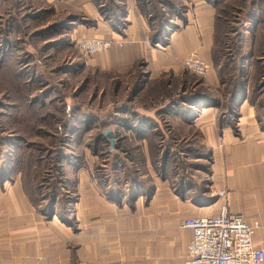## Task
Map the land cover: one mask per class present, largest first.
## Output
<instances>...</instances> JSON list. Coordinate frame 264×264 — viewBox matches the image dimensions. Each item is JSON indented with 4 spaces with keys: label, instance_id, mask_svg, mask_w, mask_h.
<instances>
[{
    "label": "rangeland",
    "instance_id": "1",
    "mask_svg": "<svg viewBox=\"0 0 264 264\" xmlns=\"http://www.w3.org/2000/svg\"><path fill=\"white\" fill-rule=\"evenodd\" d=\"M55 1L0 0V187L20 180L44 212L67 218L76 199L67 171L85 166L90 155L95 167L117 169L133 198L149 195L158 178L191 195L211 184L225 131L237 141L264 136V0H236L205 76L182 62L156 78L144 60L135 73L119 74L95 65L110 48L89 59L79 48L100 23L124 37L127 0H86L64 11ZM191 1H135L149 17V46L168 43L178 26L173 20ZM160 14L165 38L157 29ZM106 129L114 133L113 148Z\"/></svg>",
    "mask_w": 264,
    "mask_h": 264
},
{
    "label": "crops",
    "instance_id": "2",
    "mask_svg": "<svg viewBox=\"0 0 264 264\" xmlns=\"http://www.w3.org/2000/svg\"><path fill=\"white\" fill-rule=\"evenodd\" d=\"M85 1L55 2L57 10L64 11ZM135 1L127 0L130 22L124 37L110 35L103 23L96 27L95 37L113 44L109 52L96 55L95 65L119 74L132 69L135 73L138 60H144L150 77L156 78L161 71L180 70L194 50L213 62L216 9L212 3L192 0L183 18L173 20L178 26L168 43L155 48L147 44L149 17ZM215 76L214 70L210 77L215 80ZM206 126L208 139L217 145L212 125ZM248 127L255 130L253 123ZM252 134L237 141L225 131L221 136L225 148L215 151L211 184L205 185L206 190L191 188V195L158 178L152 181L149 195L133 198L130 185L119 183L120 172L95 167L96 159L90 155L85 166L67 171V186L74 188L76 197L67 218L44 212L45 205L34 201L20 180L5 183L0 187V264H184L192 231L182 228L181 222L217 215L224 205L229 212L244 213L250 222H260L253 242L262 247L264 136ZM221 189L226 190L224 195Z\"/></svg>",
    "mask_w": 264,
    "mask_h": 264
},
{
    "label": "built area",
    "instance_id": "3",
    "mask_svg": "<svg viewBox=\"0 0 264 264\" xmlns=\"http://www.w3.org/2000/svg\"><path fill=\"white\" fill-rule=\"evenodd\" d=\"M112 44L113 41L98 37H83L78 43L87 59L98 52L108 50ZM183 65L199 76H205L212 68V64L195 50L184 58ZM225 193V189L220 190V195ZM180 226L192 231L184 264H263L264 262V245L256 247L253 242V236L260 227V222H250L241 212H229L227 205H224L217 215L191 217L182 221Z\"/></svg>",
    "mask_w": 264,
    "mask_h": 264
},
{
    "label": "trees",
    "instance_id": "4",
    "mask_svg": "<svg viewBox=\"0 0 264 264\" xmlns=\"http://www.w3.org/2000/svg\"><path fill=\"white\" fill-rule=\"evenodd\" d=\"M210 3H212L216 9V27H215V41H214V47H213V51H216V49L219 47L220 48V41H219V36L222 34V36H224V34H228V28H229V16L230 14V10L232 11V8L235 7L236 4H234L236 2V0H208ZM240 3L243 1H239ZM161 16L160 21H159V25H158V30L160 33H162L163 38H165V28H163L165 25L164 23V19H162V14H160ZM223 25H225V28L223 30ZM222 27L221 33L219 35L220 32V28ZM260 42L264 44V39H260ZM264 47V45L262 46V48ZM264 52V51H262ZM258 60H261V57H257ZM27 188V187H26Z\"/></svg>",
    "mask_w": 264,
    "mask_h": 264
},
{
    "label": "water",
    "instance_id": "5",
    "mask_svg": "<svg viewBox=\"0 0 264 264\" xmlns=\"http://www.w3.org/2000/svg\"><path fill=\"white\" fill-rule=\"evenodd\" d=\"M103 134L108 137V140L111 143V148H113L116 143L114 133L110 129H106L103 131Z\"/></svg>",
    "mask_w": 264,
    "mask_h": 264
}]
</instances>
